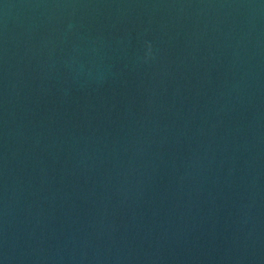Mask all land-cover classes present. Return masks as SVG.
I'll use <instances>...</instances> for the list:
<instances>
[{
    "label": "water",
    "instance_id": "1",
    "mask_svg": "<svg viewBox=\"0 0 264 264\" xmlns=\"http://www.w3.org/2000/svg\"><path fill=\"white\" fill-rule=\"evenodd\" d=\"M0 264H264V0H0Z\"/></svg>",
    "mask_w": 264,
    "mask_h": 264
}]
</instances>
